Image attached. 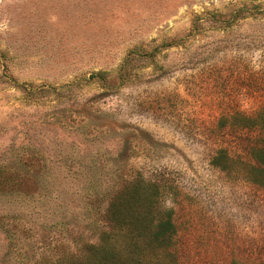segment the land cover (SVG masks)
Segmentation results:
<instances>
[{
    "label": "rangeland",
    "instance_id": "374dc122",
    "mask_svg": "<svg viewBox=\"0 0 264 264\" xmlns=\"http://www.w3.org/2000/svg\"><path fill=\"white\" fill-rule=\"evenodd\" d=\"M244 2L0 0V264L80 255L140 176L173 211L160 264H264V188L211 164L252 163L234 117L264 109V15L211 13Z\"/></svg>",
    "mask_w": 264,
    "mask_h": 264
},
{
    "label": "trees",
    "instance_id": "16d2710c",
    "mask_svg": "<svg viewBox=\"0 0 264 264\" xmlns=\"http://www.w3.org/2000/svg\"><path fill=\"white\" fill-rule=\"evenodd\" d=\"M211 13L217 16L227 13L229 19L234 20L264 15V7L261 3L244 2L226 12L214 10ZM235 116L239 126L249 128L256 135L249 148L252 163H244L230 155L226 148H220L211 164L222 171L242 165L243 170L247 169L248 178L264 188V109L250 116L239 113ZM128 185L126 193L122 192L123 188L109 199L103 213L108 229L102 232L98 243L87 245L80 255L42 260L38 264H160V256L173 250L171 242L176 235L173 211L165 209L163 217H157L155 208L161 188L158 184L140 176ZM138 197L142 199L140 209L135 206ZM140 218L146 222L143 226L134 223Z\"/></svg>",
    "mask_w": 264,
    "mask_h": 264
}]
</instances>
